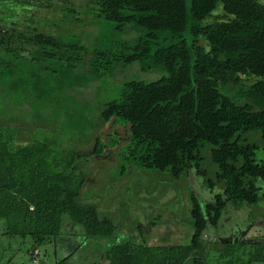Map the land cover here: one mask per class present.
I'll return each mask as SVG.
<instances>
[{
  "label": "trees",
  "instance_id": "obj_1",
  "mask_svg": "<svg viewBox=\"0 0 264 264\" xmlns=\"http://www.w3.org/2000/svg\"><path fill=\"white\" fill-rule=\"evenodd\" d=\"M24 1L0 0L6 12L0 15L1 97L16 91L40 96L52 90H43L42 83L65 82L70 71L79 75L69 85L84 88L118 65L161 67L165 75L156 80L123 83L119 96L103 105L102 125L121 121L127 126L123 157L132 164L167 171L174 178L194 167L206 186H222L210 202L190 197L192 231L187 243L150 245L139 228L141 243L112 241L104 250L105 260L91 264H209L206 226H217L229 203L255 204L258 180L264 182L256 144L242 138L243 133L258 131L264 147V0H191L189 8L184 0H89L88 14L113 22L117 31L135 27L142 34L119 41L116 50L95 52L88 62L80 41L62 38L64 25L77 19L69 15L77 12L74 8H65L59 22L48 19L51 29L46 31L33 16L28 24L12 19L14 6ZM249 78L254 81L245 83ZM9 118L0 112L4 233L31 240V261L38 246L60 233L64 219L80 225L87 238H114L115 224L100 219L93 204L78 200L86 177L74 164L100 156L108 146L96 137L87 152H58L51 147L53 139L28 138L23 126ZM206 144L217 168L213 178L199 165L200 148ZM231 257L224 248L217 259L219 264H233L236 258ZM262 258L253 252L245 264ZM54 264L68 263L64 258Z\"/></svg>",
  "mask_w": 264,
  "mask_h": 264
},
{
  "label": "rangeland",
  "instance_id": "obj_2",
  "mask_svg": "<svg viewBox=\"0 0 264 264\" xmlns=\"http://www.w3.org/2000/svg\"><path fill=\"white\" fill-rule=\"evenodd\" d=\"M184 1L189 8L191 0ZM90 5L89 0H25L23 6H14L16 13L12 19L25 20L28 24L33 16L35 23L45 26L47 31L51 29L48 19L59 22L65 8H74L77 12H69V15L77 19L64 25L62 38L80 41L85 46L83 59L87 62L95 52L116 50L119 41H132L142 34V30L135 27L117 31L113 22L88 14ZM5 13L0 7V15ZM22 46V54H26L27 46L25 43ZM46 72L44 70L40 75H46ZM55 74L58 75L57 70ZM78 75L70 71L65 82H59L63 83L61 88L57 79L42 83L43 90H52H45L40 96H28L19 91L0 95V112L7 113L11 118L9 122L22 125L28 138H51L54 140L51 147L58 152H87L92 149L96 137L108 146L100 156L80 158L74 164L86 177L78 200L93 204L100 219L115 224L114 238H87L80 225L64 219L60 233L37 247V260L44 264H54L64 258L68 264L103 262L104 250L110 242L124 239L136 243L144 240L150 245L187 243L192 231L190 197L194 196L201 204L210 202L222 191V186H206L194 167L174 178L167 171L145 170L132 164L123 157L127 126L121 121L115 126L102 125L100 119L103 105L119 96L123 83L153 81L165 75V71L161 67L145 70L138 62H132L118 65L111 73L84 88L71 87L69 82ZM253 81L254 78H249L244 82ZM242 138L256 144L255 159L264 163L260 133L249 131L243 133ZM112 141L117 143L111 147ZM208 149L207 144L200 148L199 165L206 170L207 177L213 178L217 168L210 160ZM258 184L259 199L255 204L234 206L229 203L217 226H206L204 239L211 246L209 264L220 263L217 257L224 248L229 250L231 258H236L233 264H245L253 252H260L264 258V182L258 180ZM139 228L142 229V240ZM30 246L28 237L5 234L4 222L0 219V264H34L27 254ZM250 264H264V259Z\"/></svg>",
  "mask_w": 264,
  "mask_h": 264
},
{
  "label": "built area",
  "instance_id": "obj_3",
  "mask_svg": "<svg viewBox=\"0 0 264 264\" xmlns=\"http://www.w3.org/2000/svg\"><path fill=\"white\" fill-rule=\"evenodd\" d=\"M37 254H38V251L37 250H35L34 252H33V257H32V262L34 263V264H38V260H37V258H36V256H37Z\"/></svg>",
  "mask_w": 264,
  "mask_h": 264
},
{
  "label": "crops",
  "instance_id": "obj_4",
  "mask_svg": "<svg viewBox=\"0 0 264 264\" xmlns=\"http://www.w3.org/2000/svg\"><path fill=\"white\" fill-rule=\"evenodd\" d=\"M227 242V241H226Z\"/></svg>",
  "mask_w": 264,
  "mask_h": 264
}]
</instances>
